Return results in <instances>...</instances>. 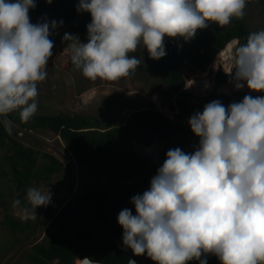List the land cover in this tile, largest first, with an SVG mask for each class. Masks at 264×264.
I'll use <instances>...</instances> for the list:
<instances>
[{
    "label": "clouds",
    "instance_id": "9594fccd",
    "mask_svg": "<svg viewBox=\"0 0 264 264\" xmlns=\"http://www.w3.org/2000/svg\"><path fill=\"white\" fill-rule=\"evenodd\" d=\"M51 3V0H47ZM248 0H79L88 12L87 42L65 33L63 54L90 80L118 81L141 64L129 53L147 49L166 55L164 40L195 37L213 22L221 27L243 19ZM35 0H0V123L8 116L27 123L38 111V83L47 77L56 21L33 24ZM62 23V21L60 22ZM236 90L264 93V29L251 32L229 55ZM193 83V82H192ZM199 145L192 153L170 149L150 188L135 195L118 215L123 245L155 264H188L216 256L221 264H264V96L245 95L227 107L219 100L188 120ZM51 193L26 191L22 219L51 202ZM21 200L13 201L20 207ZM203 257V258H202ZM76 264H100L89 257ZM128 264H136L130 259Z\"/></svg>",
    "mask_w": 264,
    "mask_h": 264
},
{
    "label": "rangeland",
    "instance_id": "374dc122",
    "mask_svg": "<svg viewBox=\"0 0 264 264\" xmlns=\"http://www.w3.org/2000/svg\"><path fill=\"white\" fill-rule=\"evenodd\" d=\"M87 13L81 12L71 24L75 25L80 18H85L78 35L84 43L87 42L86 26L91 23V17ZM242 20L247 24L249 34L264 29V0H248ZM64 31L56 32L53 56L49 59L46 69L47 77L38 83V111L27 123L12 119L20 117L18 112L11 113L8 119L13 124L12 133L8 134V138H0V264H57V261L41 260L35 248L40 244L47 246L51 242L55 233L53 225L58 222L64 210L72 211L81 219L82 228L91 231L92 238L99 247L109 243L111 238L105 231L104 222L95 216L89 205L80 201V197L88 184L96 182L105 184L111 192L106 211L111 226L116 229L119 227L118 215L126 203L114 197V189L125 183L134 184L137 180L133 176L92 173L81 166L57 133L45 127L32 129V122L37 116L59 114L91 116L101 123V128H108L126 124L130 114L136 110L152 108L160 112L167 107L169 111H178L174 114L173 121L178 125L190 127L188 123L190 117L183 114L178 106L179 94L188 99L190 111L196 109L203 111V102L214 92L216 85L214 76L211 90L203 94L200 89L190 86L189 82L191 76H199L204 72L185 71L184 88L178 93L174 92L164 77L148 66L149 54L147 49L142 47L135 53H129L142 62L128 77L118 81L90 80L74 65L65 62L62 53L66 46L62 42ZM167 39L168 37H165L164 44ZM235 91L234 94L244 92L252 96L264 95L261 92H251L246 85L243 89ZM221 93L224 94L223 91ZM19 144L37 153L30 188L35 187L52 194L48 206L32 210L35 218L28 220L22 219L21 211L26 201H21L20 207H13L14 200L21 197L24 199L26 195L23 194L9 157ZM191 149L192 146L190 151ZM127 151L134 153L132 143L128 145ZM53 167L55 170H48ZM8 217L21 223L23 229H13L7 223ZM77 258L79 257H76L75 263ZM96 260L101 261L100 258Z\"/></svg>",
    "mask_w": 264,
    "mask_h": 264
},
{
    "label": "trees",
    "instance_id": "16d2710c",
    "mask_svg": "<svg viewBox=\"0 0 264 264\" xmlns=\"http://www.w3.org/2000/svg\"><path fill=\"white\" fill-rule=\"evenodd\" d=\"M36 7L29 10L30 22L33 24L56 21L58 27L50 28V36L54 42L56 32L65 30V33L79 35L85 18H80L75 25L71 24L80 16L77 11L79 0H35ZM91 17L90 13H87ZM62 21V23H60ZM208 27L198 29L194 38L185 41L183 38H168L165 43L166 55L159 60L151 59L148 55V66L158 74H161L167 84L178 93L184 88V72L206 73L218 52L224 46L234 40L238 45L246 43L249 28L242 19H233L226 26H219L208 22ZM202 73V74H204ZM200 74V75H202ZM216 85L203 102L204 106L219 100L226 107L232 102L242 101L244 92H238L232 96L221 93L220 88L232 83L231 77L218 73L215 77ZM179 94L178 106L183 114L191 117L199 109L190 111L188 99ZM264 96V95H259ZM255 97V96H254ZM20 120L19 118H12ZM21 121V120H20ZM101 123L94 117L84 115H39L32 122V129L39 127L48 128L57 133L68 145L75 155L78 163L92 173L119 174L126 177H136V183H125L114 189V197L126 203L125 208L135 211L130 202L135 195H142L150 188V182L157 173V168H151L146 163L135 159L127 147L136 140L145 144H152L156 139L166 142L164 157L170 149L179 147L183 150L187 143L192 144L189 153L199 145V137L195 136L189 126L178 125L175 121L165 118L164 115L152 108L136 110L132 112L124 125L101 128ZM0 138H8V132L0 123ZM12 168L18 176L19 184L26 194L31 186L32 171L36 165L37 153L23 145H17L9 156ZM48 170H55L48 168ZM111 192L108 187L100 182L90 183L86 186L80 197V201L89 205L95 216L111 226L107 214V204ZM25 202L23 197L20 198ZM7 223L15 230L23 229V225L10 217ZM55 233L51 242L45 246L37 245L35 250L43 261L57 264H76V257H89L93 260L100 258L104 264H128L129 254L119 250L112 240L102 246H98L91 231L83 229L81 219L72 211L64 210L58 222L53 225ZM119 225L116 231L120 233ZM203 258V257H202ZM147 264H155L150 258ZM188 264H200L198 260L189 261ZM207 264H221L214 255L207 256Z\"/></svg>",
    "mask_w": 264,
    "mask_h": 264
},
{
    "label": "water",
    "instance_id": "95a60500",
    "mask_svg": "<svg viewBox=\"0 0 264 264\" xmlns=\"http://www.w3.org/2000/svg\"><path fill=\"white\" fill-rule=\"evenodd\" d=\"M132 145L134 148L135 159L146 163L151 168L158 169L163 165L166 159V157H164L163 155L166 147V142L161 141L160 139H156L152 144H145L134 140L132 141ZM191 146V143H187L184 146L183 151L189 152ZM131 211L133 215L136 214L134 210L131 209ZM104 228L109 237L112 238V240L115 242L119 250L129 254L130 259L135 260L136 264H147L149 257L146 253L141 256H135L133 255L132 250L130 248H126L123 245V230L118 233L114 227L108 225L107 223H104ZM99 262L100 264H104L102 261Z\"/></svg>",
    "mask_w": 264,
    "mask_h": 264
},
{
    "label": "built area",
    "instance_id": "2783aa9c",
    "mask_svg": "<svg viewBox=\"0 0 264 264\" xmlns=\"http://www.w3.org/2000/svg\"><path fill=\"white\" fill-rule=\"evenodd\" d=\"M238 46V40L234 39L230 42H228L223 49H221L218 54L216 55L213 63L211 64L209 70L207 72L210 73L211 71V79H210V87L208 86V81L205 79L198 78L197 75L191 76V80H196V83L199 82V84H202V86H195L196 88L200 89L203 94H206L209 92L212 88L213 83V77L217 76L218 73L222 72L223 74L229 76L227 72L230 70V64H229V55L230 53ZM65 56V55H64ZM65 62L67 64H71L70 60L65 56ZM208 86V87H206ZM234 83H230L227 85H224L220 88V91H223V93L226 96H232L235 91ZM178 111H169V109L166 107L163 110L160 111L164 115L165 118H168L169 120L174 119V114H176Z\"/></svg>",
    "mask_w": 264,
    "mask_h": 264
},
{
    "label": "bare ground",
    "instance_id": "6f19581e",
    "mask_svg": "<svg viewBox=\"0 0 264 264\" xmlns=\"http://www.w3.org/2000/svg\"><path fill=\"white\" fill-rule=\"evenodd\" d=\"M198 78H201V79H205L206 81H208V86L210 87V79H211V74L209 72H206L202 75H199ZM193 82V83H192ZM200 81H198V83H196V80H191L190 79V82H189V85L190 86H202V84H199ZM206 86V87H208Z\"/></svg>",
    "mask_w": 264,
    "mask_h": 264
}]
</instances>
